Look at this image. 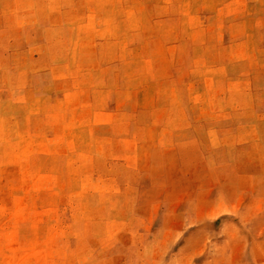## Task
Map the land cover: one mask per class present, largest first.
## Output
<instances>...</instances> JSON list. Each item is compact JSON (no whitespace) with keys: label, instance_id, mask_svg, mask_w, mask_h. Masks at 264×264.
Listing matches in <instances>:
<instances>
[{"label":"rangeland","instance_id":"obj_1","mask_svg":"<svg viewBox=\"0 0 264 264\" xmlns=\"http://www.w3.org/2000/svg\"><path fill=\"white\" fill-rule=\"evenodd\" d=\"M0 264H264V0H0Z\"/></svg>","mask_w":264,"mask_h":264}]
</instances>
